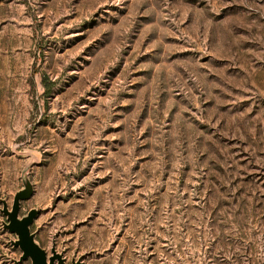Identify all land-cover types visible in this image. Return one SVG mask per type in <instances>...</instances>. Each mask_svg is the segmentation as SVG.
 I'll list each match as a JSON object with an SVG mask.
<instances>
[{"label": "rangeland", "instance_id": "obj_1", "mask_svg": "<svg viewBox=\"0 0 264 264\" xmlns=\"http://www.w3.org/2000/svg\"><path fill=\"white\" fill-rule=\"evenodd\" d=\"M28 164L66 264H264V0H0L8 207Z\"/></svg>", "mask_w": 264, "mask_h": 264}, {"label": "water", "instance_id": "obj_2", "mask_svg": "<svg viewBox=\"0 0 264 264\" xmlns=\"http://www.w3.org/2000/svg\"><path fill=\"white\" fill-rule=\"evenodd\" d=\"M29 167L30 164L21 171L22 187L14 193L10 207L4 198H0V214L4 216L0 222L1 228L14 235L15 238L10 239L9 244L20 251L18 259H11V261L14 264H20L25 260H29L30 264H66L64 252H57L55 241L52 242L50 254H47V251L35 241L36 230L31 231V225L41 208L39 206L30 208L25 214L19 216L21 203L30 199L34 191L33 184L28 177ZM83 257V254L77 259L71 257L70 264H80Z\"/></svg>", "mask_w": 264, "mask_h": 264}]
</instances>
